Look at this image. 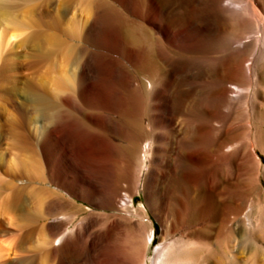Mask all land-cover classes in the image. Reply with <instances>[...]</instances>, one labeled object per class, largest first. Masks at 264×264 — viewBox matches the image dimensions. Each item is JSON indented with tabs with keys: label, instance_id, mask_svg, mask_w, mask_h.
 Masks as SVG:
<instances>
[{
	"label": "bare ground",
	"instance_id": "bare-ground-1",
	"mask_svg": "<svg viewBox=\"0 0 264 264\" xmlns=\"http://www.w3.org/2000/svg\"><path fill=\"white\" fill-rule=\"evenodd\" d=\"M171 1L46 34L49 90L0 76V264H264V0Z\"/></svg>",
	"mask_w": 264,
	"mask_h": 264
},
{
	"label": "rangeland",
	"instance_id": "rangeland-1",
	"mask_svg": "<svg viewBox=\"0 0 264 264\" xmlns=\"http://www.w3.org/2000/svg\"><path fill=\"white\" fill-rule=\"evenodd\" d=\"M5 1L7 4L10 2V4H5ZM5 1L3 5L0 4V8L2 7L0 9V76L11 75V70L14 69L12 71H18L17 75L19 74V80L21 82L38 86L43 90L51 89L53 81L61 74L63 53L62 50H55L51 45H48L45 38L50 34L70 41L65 34L67 26H69L71 21L80 22L86 18L88 12H92L91 2L93 0ZM171 3H177L176 6L175 4L171 5V12H180L181 8L185 9L183 5L187 6V3L179 0L178 2L171 1ZM4 7L7 9H4ZM186 8L189 9V6ZM53 23H58V26H52ZM132 27L133 29L136 27H134L133 22H131V25L127 24L124 29V34L127 40L138 42L140 37L137 36L136 32L133 33ZM5 61L8 62V67L4 69V72H1V67H3ZM17 63L19 64L17 65ZM9 64L10 67L12 65L16 66L9 68ZM140 77L141 79L143 78V76ZM2 86L6 89L9 87V85H1L0 90L3 88ZM262 158L264 159L263 155ZM253 193L256 194L257 192L254 191ZM63 194L66 195L65 192ZM209 197L214 204L213 206L216 209L218 207V220H220L223 217L224 205L218 202L219 197L215 194H210ZM77 203L79 205L85 204V202L79 199H77ZM145 204V196L139 193L135 197L132 208H145ZM108 213L117 214L118 212L116 210H109ZM148 215L153 220L155 227V244L151 246L150 250L152 252L155 245L160 242L164 235V229L152 213Z\"/></svg>",
	"mask_w": 264,
	"mask_h": 264
}]
</instances>
